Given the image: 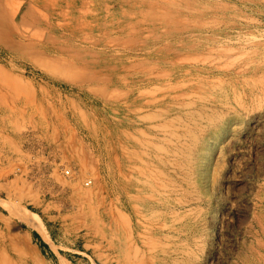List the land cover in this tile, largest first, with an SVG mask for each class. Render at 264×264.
<instances>
[{
  "label": "rangeland",
  "instance_id": "374dc122",
  "mask_svg": "<svg viewBox=\"0 0 264 264\" xmlns=\"http://www.w3.org/2000/svg\"><path fill=\"white\" fill-rule=\"evenodd\" d=\"M134 73L161 78L155 86L196 87L189 103L214 102L237 126L215 140L192 131L207 118L184 117L197 167L176 171L164 159L158 168L167 190L190 202L169 213L155 203L132 219L131 234L115 187L121 80ZM149 114L130 115L129 133ZM106 188L115 193L101 221L92 205ZM7 261L264 264V0H0V264Z\"/></svg>",
  "mask_w": 264,
  "mask_h": 264
},
{
  "label": "bare ground",
  "instance_id": "6f19581e",
  "mask_svg": "<svg viewBox=\"0 0 264 264\" xmlns=\"http://www.w3.org/2000/svg\"><path fill=\"white\" fill-rule=\"evenodd\" d=\"M208 73L213 74L212 71H208ZM136 74L134 73L130 77L121 80V124L123 129L119 137L118 165L120 173H117L119 177L115 187L117 189L118 210L122 213L124 221L129 222V225L126 222L125 225L128 226L129 230L127 231H130L131 234L134 232L132 219L139 215L144 216L145 211H148V207L155 206V203L158 209L168 212L184 208L190 202L188 199H183L182 196L178 197L180 194L179 188H168L169 190H167V185L164 182L166 177L158 168V165L164 159H167L176 171L177 167H182V164L189 169L197 167V164H194L196 158L189 151L192 146L194 147L197 144V141L194 137L191 138L192 136H188L190 139L187 140V134L185 133L187 127L184 125L181 127L184 117L191 113L193 118L194 116L207 118L206 125H196L192 131H207L208 134L204 137L209 135L215 140L220 135L223 137L231 136V130H234L237 126V123L232 122L234 118L231 117V113L226 116L223 110L213 101L208 106L206 103L202 105L200 110H197L196 105L199 102L189 103L190 98L195 97L196 87L185 85L155 86L152 84L159 83L161 78L152 74L141 73L142 79L138 80ZM140 85L148 87L146 88L148 91L141 93L136 87ZM149 88H154L155 91L147 97V94L150 93ZM193 105H196L195 111H192L194 110L192 109ZM150 111H152V114L144 118L145 122L142 123L139 120L137 122V126L144 127V129L139 133H136V131L129 133L128 128H130L131 122L128 121V117L134 115V113L136 115L137 113L143 114ZM34 135L38 136L37 133H33ZM129 144L131 145L129 146ZM159 146L161 148L156 149ZM158 151L162 152V156L156 159L153 155ZM115 188L112 190L106 188L101 202L92 205L96 212L102 210L97 213L101 221H105L106 217L109 216L104 213L105 200L115 193ZM165 227L167 225L163 223L156 230L162 231ZM44 237L46 240L51 241L49 235L44 234ZM8 257L7 259L5 257V259L8 260Z\"/></svg>",
  "mask_w": 264,
  "mask_h": 264
},
{
  "label": "built area",
  "instance_id": "2783aa9c",
  "mask_svg": "<svg viewBox=\"0 0 264 264\" xmlns=\"http://www.w3.org/2000/svg\"><path fill=\"white\" fill-rule=\"evenodd\" d=\"M85 184H86V185L90 184V181H87Z\"/></svg>",
  "mask_w": 264,
  "mask_h": 264
}]
</instances>
